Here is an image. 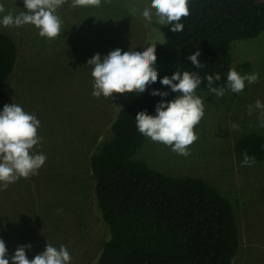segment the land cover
I'll return each mask as SVG.
<instances>
[{"label":"rangeland","instance_id":"1","mask_svg":"<svg viewBox=\"0 0 264 264\" xmlns=\"http://www.w3.org/2000/svg\"><path fill=\"white\" fill-rule=\"evenodd\" d=\"M0 3L5 5L4 14L25 11L23 0ZM149 5L150 0H102L99 7H72L68 0L58 10L61 35L51 42L32 25H0V32L9 34L16 47L13 69L0 83V111L13 103L34 114L40 121L41 139L32 153L47 157L38 175L20 178L0 191V239L9 264L22 245H31L26 249L29 260L46 244L65 246L70 264L96 260L107 230L94 208L89 154L109 136L116 109L133 92L113 93L111 98L92 96V66L87 60L117 48L142 52L161 41L155 17L149 22L142 16ZM227 50L235 70L244 75L236 65L248 61L245 75L259 73L258 82H245L239 94L226 89L223 97L196 91L205 110L194 129L198 140L190 146L189 156L148 137L135 156L168 175L201 177L236 201L239 247L232 264H264V160L241 166L233 152L239 135L249 131L264 135V127L258 126L259 112L249 115L247 111L257 100L264 103V31L233 40ZM233 123L239 128L233 129Z\"/></svg>","mask_w":264,"mask_h":264},{"label":"trees","instance_id":"2","mask_svg":"<svg viewBox=\"0 0 264 264\" xmlns=\"http://www.w3.org/2000/svg\"><path fill=\"white\" fill-rule=\"evenodd\" d=\"M189 15L181 19L183 31L157 24L160 44L155 45L157 82L144 93L133 92L116 109L109 136L89 154L94 208L107 230V238L93 264H232L239 247L236 201L214 184L191 175L172 176L149 167L135 156L146 136L136 128L135 117L177 93L159 80L175 71L198 72L196 91L209 90L207 75L218 73L226 84L234 68L228 45L235 39L253 38L264 31V0H188ZM206 64L197 69L187 57L194 52ZM15 42L0 32V83L11 73ZM245 73L250 63L236 65ZM176 83V81H174ZM153 91H166L165 97ZM235 157L242 153L264 160V135L249 131L233 143ZM255 162V163H256Z\"/></svg>","mask_w":264,"mask_h":264},{"label":"clouds","instance_id":"3","mask_svg":"<svg viewBox=\"0 0 264 264\" xmlns=\"http://www.w3.org/2000/svg\"><path fill=\"white\" fill-rule=\"evenodd\" d=\"M15 4V0H11ZM68 0H23L25 11L19 14L6 12L5 5L0 3V25L5 28L32 25L38 30V35L49 42L58 38L62 32L63 21L58 15V10ZM102 0H72V7H99ZM154 10V11H153ZM189 15L188 0H150V5L142 11L145 20L155 22L161 26L171 25L170 31L177 33L183 31L182 18ZM159 42L163 45L162 42ZM151 43L142 52L132 50L122 52L117 48L107 55L99 53L87 60V65L92 66L93 77L92 96L111 98L113 93L125 94L136 92L144 93L146 88L157 82L158 72L155 68V44ZM199 49L189 55L187 59L197 69H202L206 64L201 63L198 57ZM209 91L217 97H223L225 91L230 90L239 94L248 84L259 80V73L241 75L230 68L224 86H214L220 81L218 73L205 76ZM176 81V83H174ZM162 86H168L172 92L177 93L172 100H161L155 106V115L144 111L138 112L135 121L137 130L153 142L169 146L171 150L185 157L189 156L190 146L198 140L195 127L204 117V101L196 94V89L201 85L202 79L198 72L175 71L171 77L164 76L159 80ZM153 96L165 97L166 91H153ZM248 114L259 112V127H264V103L257 100L248 106ZM40 121L34 114L25 112L17 104H6L0 111V191H4L20 178L28 179L38 175V170L44 165L47 157L44 154H33L32 149L40 143L37 130ZM233 129L239 125L232 124ZM241 166L251 167L255 164V157L247 152L242 153ZM62 213V209L57 210ZM31 245L17 246L10 257L11 264H70L71 254L61 245L56 248L46 244L43 252L29 260L26 249ZM0 264H9V257L5 242L0 239Z\"/></svg>","mask_w":264,"mask_h":264}]
</instances>
